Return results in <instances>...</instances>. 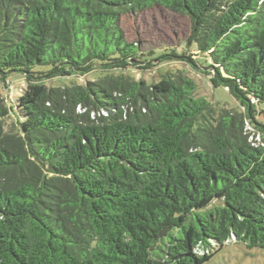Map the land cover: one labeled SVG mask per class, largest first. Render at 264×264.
<instances>
[{
  "label": "trees",
  "instance_id": "trees-1",
  "mask_svg": "<svg viewBox=\"0 0 264 264\" xmlns=\"http://www.w3.org/2000/svg\"><path fill=\"white\" fill-rule=\"evenodd\" d=\"M157 6L186 16L188 35L142 50L121 20ZM173 61L236 106L196 96L182 71L130 74ZM13 72L26 86L0 93V264H205L224 245L264 248V0H0L5 87Z\"/></svg>",
  "mask_w": 264,
  "mask_h": 264
},
{
  "label": "rangeland",
  "instance_id": "rangeland-1",
  "mask_svg": "<svg viewBox=\"0 0 264 264\" xmlns=\"http://www.w3.org/2000/svg\"><path fill=\"white\" fill-rule=\"evenodd\" d=\"M121 25L127 40L139 41L141 49L144 50L163 45L166 47L180 46L188 35L190 23L186 16L157 6L142 13L125 15L121 20ZM166 70L182 71L192 77L197 84L196 96H203L227 107L236 106L235 99L226 88L212 87L208 81L209 76L204 77L179 61L169 62L150 70H131L130 74L135 79H143L150 83L157 81ZM8 76L11 81L9 86L5 87V84L0 81V93L6 100L15 99L19 91L26 86L21 73L13 72ZM100 76V73L93 72L82 76L67 77L64 80L54 79L47 84L50 86L69 85L72 82L83 84L86 81L96 80ZM258 118L264 122V114L259 113ZM247 131H249L250 140L260 141V136L253 127L248 126ZM205 264H264V248L248 249L242 243L224 245Z\"/></svg>",
  "mask_w": 264,
  "mask_h": 264
}]
</instances>
